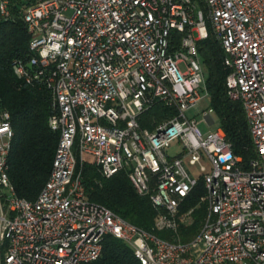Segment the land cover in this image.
Here are the masks:
<instances>
[{"label": "built area", "instance_id": "obj_1", "mask_svg": "<svg viewBox=\"0 0 264 264\" xmlns=\"http://www.w3.org/2000/svg\"><path fill=\"white\" fill-rule=\"evenodd\" d=\"M202 1L0 0V28L21 21L30 37L14 72L52 91L60 133L38 198H21L9 177L11 115L0 110V264H93L108 236L140 264H264V0ZM208 25L230 69L228 95L244 107L256 153L248 164L221 126L204 133L188 116L209 97L198 50ZM157 104L166 110L144 128ZM202 116L209 127L218 119L211 108ZM87 159L104 178L126 172L158 211L155 229L175 240L89 201L78 170ZM200 180L207 216L183 242L194 210L182 207Z\"/></svg>", "mask_w": 264, "mask_h": 264}, {"label": "trees", "instance_id": "obj_2", "mask_svg": "<svg viewBox=\"0 0 264 264\" xmlns=\"http://www.w3.org/2000/svg\"><path fill=\"white\" fill-rule=\"evenodd\" d=\"M202 8V0H193ZM208 38L198 42L206 74V87L213 109L234 153L245 164L256 158L244 107L239 100L229 97L226 79L230 69L225 66V53L210 25ZM182 35L172 34L173 45H179ZM29 34L21 21L6 22L0 28V110L11 115L15 133L9 156V177L19 197L35 201L48 181L58 146L60 133L50 126L57 113L54 96L42 83L27 84L17 77L14 66L27 64L29 59ZM166 110L157 104L143 116L141 124L151 129V122L158 121ZM82 183L89 201L107 207L127 222L162 239L174 241L168 230L155 229L158 211L148 196L139 195L126 172L104 178L95 163L87 159L83 166ZM206 190L200 180L186 199L182 213L193 209L192 222L181 227L180 238L188 242L195 237L207 216V204L201 201ZM93 264H140L133 250L126 243L108 236L104 241L102 256Z\"/></svg>", "mask_w": 264, "mask_h": 264}, {"label": "rangeland", "instance_id": "obj_3", "mask_svg": "<svg viewBox=\"0 0 264 264\" xmlns=\"http://www.w3.org/2000/svg\"><path fill=\"white\" fill-rule=\"evenodd\" d=\"M199 9H201L200 6H199ZM208 109H210V98L209 97H204L202 99V101L199 103V105L197 106V108L192 109L191 111L188 112V116L197 120L199 128L204 133H206L208 131H215L220 126V122H219L218 119H215L216 123L213 124L211 127H209L206 124L205 120L203 119L202 112L205 111V110H208ZM206 166L208 168V171H210V166L208 164H206ZM198 169H199L198 167L193 169V172L195 173L196 177L200 176L199 173H198Z\"/></svg>", "mask_w": 264, "mask_h": 264}]
</instances>
